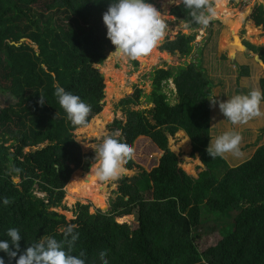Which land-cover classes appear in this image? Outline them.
Masks as SVG:
<instances>
[{"label": "trees", "instance_id": "1", "mask_svg": "<svg viewBox=\"0 0 264 264\" xmlns=\"http://www.w3.org/2000/svg\"><path fill=\"white\" fill-rule=\"evenodd\" d=\"M181 1L172 0L161 9L166 11ZM108 3L0 0V93L7 103L0 108V198L9 200L7 205L0 203V239H7L6 230L15 227L22 237L21 251L44 235L63 241L67 248L70 236L65 234L74 225L77 239L72 254L83 251L86 264H103L102 251L108 264H264V144L234 167L223 156L207 154L213 139L208 101L213 96L212 82L194 62L155 69L153 91L148 96L154 107L149 112H126L121 138L132 149L139 137L150 138L165 152L159 165L150 173L122 179L119 195L107 212L97 209L91 213L90 205L77 203L75 218L67 220L56 210L62 207L71 177L74 180L82 171L88 172L95 156L94 151H82L74 133L104 108L105 83L95 65H103L108 51H114L102 21ZM212 6L213 2L203 1L197 12L207 15ZM191 12L185 5L172 10L188 29L198 30L202 25L193 21ZM250 18L264 29V3L255 6ZM228 38L226 32L224 43ZM235 40L224 47L244 51L240 39ZM195 41L196 34H178L161 49L188 57ZM244 43L264 61L263 47ZM134 63L138 66V61ZM242 70L249 76V67ZM13 78L17 79L14 87L8 85ZM169 80L176 88V103L164 92ZM260 84L264 94V78ZM57 85L91 106L84 123L73 125L67 118L54 95ZM141 96L142 90L137 89L121 103L137 105ZM179 131L191 139L207 167L197 177L179 166L178 154L172 149L169 136ZM128 161L133 163L132 158ZM146 178L152 188L150 199L144 198L139 186ZM97 180L87 177L74 183L76 199L84 202L97 196L94 205L104 208L101 186L93 184ZM130 214L136 218L134 223L117 221L119 217L129 221L131 218L121 217ZM207 214L226 224L220 240L202 249L204 234L199 231ZM125 245L126 260L119 253ZM0 257L7 264L6 254L0 252Z\"/></svg>", "mask_w": 264, "mask_h": 264}, {"label": "rangeland", "instance_id": "2", "mask_svg": "<svg viewBox=\"0 0 264 264\" xmlns=\"http://www.w3.org/2000/svg\"><path fill=\"white\" fill-rule=\"evenodd\" d=\"M208 2H213V6L210 7L212 9L213 17L209 20V23L207 25H202L200 29L198 30H191L188 29L187 24L180 18V16H175L172 13V10L175 6H178L179 3L173 5L172 7L168 8V10L163 11L161 9L164 8L166 5L172 3V0H154L153 4L160 9L162 14L168 15V28L166 29V34L163 38V40H171L170 37H176L178 34H196V41H195V48L192 52V54L188 57H183L181 55H175L171 57H168L165 53L161 54L159 51H162V45L159 44L149 55L146 57L140 58V59H128L124 58L122 56H118L113 51H108L107 58L104 62V64L101 66V74L104 79L105 83V91L107 92V89L109 88V85L112 84L113 77L109 74L107 75L106 72H104L107 68L114 70L115 72L121 74L120 79L118 82V86H113V93L107 94L105 93V99H104V108L100 114L93 117L88 125L83 128H79L75 131L74 135L76 140L81 144L82 151L84 153H88L90 151H95L99 144L102 142V138L105 134H110L112 131L119 129L121 131V134L123 132V127L126 122V112L128 110L132 111H146L149 112L154 105L150 104L148 102V96L153 91V81H152V73L155 69L165 68L169 69L172 67H177L180 65H185L187 63H197L202 67L204 72L207 73V76L212 81V91L213 96L216 98H220L219 91L215 90V86L222 85L221 89L224 93L221 94V97L229 96L235 94H247L249 91L254 90L252 85L258 84V79L264 78V65L259 62L254 54L239 51L241 53L247 54V59H250L251 62H257L260 64V66L257 67V69L253 70V74H249L248 81L250 82L249 86L245 87V84L238 82H234L231 78L236 79L237 75H242L243 66H238L236 63H233L232 65L236 64L237 72L230 73L229 69L233 70L232 68H219L217 63V58L210 52V46L213 43H217V37H218V43L221 41V39L224 38V35L226 32H228V35H231L230 28L228 26H225L228 21V23L231 25L230 21H233L232 25L234 27L240 26L241 22H237V18H224L220 13H215L216 10V0H203ZM226 1V7L233 11L235 14L243 11L242 9L247 8L248 14L251 15L252 10L254 7L261 2L260 0H230L229 2ZM228 3V4H227ZM216 15V17L214 16ZM221 16V17H220ZM248 16V15H247ZM250 17V16H249ZM220 19L222 23L218 20ZM243 19V18H242ZM240 19V21L242 20ZM252 20V19H251ZM248 20V21H251ZM253 22V21H252ZM226 23V24H225ZM246 24H249V22L246 21ZM246 27V26H245ZM243 25L241 28H238V35L237 37L240 39V41L244 42H250L255 45V47H263L264 48V41H260L258 39H252L251 36H249L248 30ZM258 28L261 30V35L264 36V29L263 26H258ZM259 31V30H258ZM202 32H206V35H203ZM251 32V31H250ZM258 33V32H257ZM255 33V34H257ZM199 37V39H197ZM233 36V34H232ZM202 38V40H201ZM206 39L207 41L204 43L207 46V53L204 59L200 60L198 59L200 52H198V48L201 47V42L196 45V42L198 40L204 41ZM258 38V37H257ZM203 43V42H202ZM227 44V42H226ZM216 45V44H215ZM214 45V46H215ZM224 43L221 44L222 48H224ZM229 47V46H228ZM253 47V48H255ZM256 49V48H255ZM238 50L231 51V53H236ZM113 52V53H112ZM155 52L158 54L156 55ZM164 52V51H163ZM254 52V51H253ZM256 53V52H254ZM259 54V53H257ZM260 55V54H259ZM255 58V61H254ZM262 58V57H261ZM134 61H138V66L135 65ZM152 62V63H151ZM144 63V64H142ZM222 64V63H220ZM263 66H262V65ZM224 74L226 77H224ZM13 81L8 82L11 84L12 87H14V83L17 79L13 78ZM226 79V81H223ZM228 79V80H227ZM11 80V79H10ZM107 81V84H106ZM241 81V80H240ZM231 83V89L228 93L224 87L227 86V83ZM260 82V81H259ZM140 89L142 90V96L140 98V102L137 105L129 104V105H123L121 101L124 98H127L128 96H131L136 93V90ZM164 92L169 96L172 103L177 102L176 97V88L175 85L171 80H169L168 84L164 85ZM122 94H124L122 96ZM7 106L6 100L4 95L0 93V108H3ZM216 107L217 105L213 106L212 113L215 115L216 113ZM148 117H150L149 114H147ZM226 118L223 116V114L220 112V121L222 124L229 123L225 120ZM211 127L212 122H211ZM214 129L217 128V125L213 127ZM237 127L232 126V129H236ZM245 138L243 141H246L249 139V135L244 134ZM92 137V138H91ZM89 138V139H86ZM170 143L172 145V149L176 151L178 154V157L180 159V167L189 175L197 177L199 172L202 171L203 167L202 164L199 162L200 159V153L197 150H194L190 144V140L186 133L183 131H179L176 135L169 136ZM86 139V140H84ZM244 142H242L243 144ZM244 145V144H243ZM240 149V155L239 156H232L231 153L225 154L223 157L232 165L234 164H240L248 160V149L243 150L241 144L239 145ZM164 151H161L153 141L148 137H139L135 144L133 149V156L131 164L128 160L124 164L126 169L129 171H124L117 179L115 180H97V183H93L95 186H101V190H99V193L101 194V200L102 203H104V207L108 208V210L111 209L112 202L118 197L119 195V187L121 186V181L125 177H133L139 176L142 173H150L153 168L159 165L161 158L163 157ZM245 160V161H244ZM201 168V169H200ZM82 171V170H80ZM84 174L82 176L76 177L74 180H70V184L66 186V194L65 198L62 204V207L57 208L56 210L64 214L67 218V220L74 219V211L75 206L77 203H81L84 205H90V212L94 213L97 209H102L100 207L95 206L94 204H97L99 198L93 197L92 199H88L84 202H81L80 200L76 199L77 195V187L74 183H77L81 181L82 179H85L88 172L82 171ZM95 178L94 176H92ZM87 178V177H86ZM16 182H19L16 180ZM144 182V183H143ZM73 183V184H72ZM148 178H146L144 181L139 183L140 188L142 189V195L145 199L152 198V188H149L148 186ZM40 197H44V194H38ZM67 197L70 201H73L72 204H70V201L67 200ZM63 206L65 208H63ZM129 217L131 219L126 221H121L120 217L117 218V221L119 223H134L136 221V218L133 214L123 216ZM226 222L223 219H215L213 216H210L209 214L204 216L203 219V225L200 229V233L204 234L202 242L200 243V246L202 249H206L207 247L214 245L220 240L222 235V227L225 226ZM120 255L123 257L124 260L127 259V245L121 247L119 250Z\"/></svg>", "mask_w": 264, "mask_h": 264}, {"label": "clouds", "instance_id": "3", "mask_svg": "<svg viewBox=\"0 0 264 264\" xmlns=\"http://www.w3.org/2000/svg\"><path fill=\"white\" fill-rule=\"evenodd\" d=\"M182 2L185 7L192 9L190 14L195 23L207 25L212 19L211 8H208L207 15L204 11L197 12L202 8L203 0ZM167 17L168 15L162 14L151 0H109L107 10L102 14V21L106 26V38L114 45L113 52L124 58L140 59L152 53L163 40L168 28ZM54 95L73 125H80L86 121L91 106L80 96L66 91L59 85L55 86ZM40 98V102L44 103L43 98L41 96ZM262 100L264 94L258 90L232 95L226 101L211 96L208 99L211 105L218 104L225 120L232 125L244 123L251 117L259 115ZM121 135V131L116 129L103 136L102 142L94 151L93 163L86 177L94 176L101 181L115 180L124 172V164L132 158L133 149ZM241 139L238 130H225L214 139L210 138L207 154L211 158L228 153L239 156ZM86 177L81 181H85ZM0 203L7 205L9 200L3 197L0 198ZM74 228V225L69 226L65 234L70 236L67 248L63 241L44 235L34 243L28 244L23 251L20 248L22 237L19 230L15 227L8 228L7 239H0V252L8 257L7 264H12L13 261L15 264H86L83 251L78 255L72 254V243L77 239V234L73 232ZM100 256L103 264H108L103 251ZM0 264H6L4 257H0Z\"/></svg>", "mask_w": 264, "mask_h": 264}, {"label": "crops", "instance_id": "4", "mask_svg": "<svg viewBox=\"0 0 264 264\" xmlns=\"http://www.w3.org/2000/svg\"><path fill=\"white\" fill-rule=\"evenodd\" d=\"M169 1H171V0H169ZM229 1L230 0H228V2ZM261 2L264 3V1H261ZM214 16L216 17V15H214ZM249 16H250V14L247 13L246 16L241 20V25L237 26V27H234V25H232L233 21H230L231 25L228 23V21L226 22L227 24L230 25V32H231L230 33L231 35H228L229 38L226 39L227 43H235V41H233V39H234V37H237V35H238V31L237 30H238V28H241L242 25L244 27L246 26L245 28L248 30L249 36H251L253 39H254V37H256L255 39H258L260 41H264V36L261 35V33H262L261 30L259 28H256L258 26L254 22V20H251V18ZM218 20L222 23V21L220 19H218ZM248 20H251V21H248ZM246 21L249 22V24H246ZM254 26H256V27H254ZM250 27H251V29H258L259 30L258 33L257 34L251 33L250 32ZM202 34L206 35V32H204V33L202 32ZM232 34H233V36H232ZM199 37L200 36H198L197 39H199ZM201 40H202V38H201ZM201 40H198L196 42V45H198L201 42V45H199L201 47L198 48V52L202 51V53H200V55L198 57L199 60L204 59V57L206 56V53H207V49H206L207 46L204 44L207 40L206 39L204 40V38H203L204 41H201ZM223 43H224V38L221 39V41H219V43H218V37H217V43L216 42L213 43L210 46V50H209L210 54L212 53L217 58V63L216 64L218 66H220L219 68H225V69H227V67L228 68H232L235 71H232L231 69H229L230 73L238 74V72L236 71L237 70L236 64H237L238 66H243V67L247 66V67H249V69H250L249 70V74H250V72H251V74H253V70L257 69V67L260 66L259 63L251 62L250 59H247V54L246 53H241V52L237 51L236 53L233 54V56H231L232 55L231 48L230 47L228 48L227 46L222 48L221 44H223ZM241 43H242V41H241ZM225 45H226V42L224 43L223 46H225ZM243 50H244V52H249L246 49H243ZM223 56H225V58H223ZM259 59L260 58H258L257 60L259 61ZM254 61H255V58H254ZM220 63H222V64H220ZM233 63H236V64L232 65ZM224 77H226L225 74H224ZM246 77H248V76H245L244 73H243L242 75H237L236 79H234V78H231V79L234 82L235 81L236 82L239 81L242 84L244 83L245 87H247V86H249L250 82L248 81V78H246ZM260 80L258 79V84L255 83V85H252V87L254 88V90H258V91H260L262 93L261 84L259 82ZM223 81H226V79H224ZM226 83H227V86L224 87V89L229 93L232 84L229 83V82H226ZM221 86L222 85L215 86V90L219 91V95H220L219 100L220 101H226L229 96L227 97V96L224 95V97H221V94L224 93L222 91V89H221ZM212 93H213V91H212ZM212 108H213V105H212ZM214 125H217V128L214 129L212 127V137H213V139L217 135L222 133L223 131L228 130V129H232V126L237 127L236 129L240 132L241 138H242L240 144H241L243 150H246V149L249 150L248 151V153H249L248 155L249 156L247 158V159H249L250 157H252V155L254 154L256 149L259 146L264 144V101H262L260 106H259V115L253 116L250 119H248L247 121H245L244 123L237 124V125H232L231 123H226V124H222L221 123V121H220V110H219V107H218V104H217L215 115H213V113H212V126H214ZM244 134L249 135V139L246 140V141H243L244 138H245ZM242 142H244L243 143L244 145L242 144ZM190 144H191V140H190ZM237 165H239V164H234V165L230 164L231 167H234V166H237Z\"/></svg>", "mask_w": 264, "mask_h": 264}, {"label": "bare ground", "instance_id": "5", "mask_svg": "<svg viewBox=\"0 0 264 264\" xmlns=\"http://www.w3.org/2000/svg\"><path fill=\"white\" fill-rule=\"evenodd\" d=\"M215 13H217V14L218 13H220V14L222 13L221 15L224 16L227 19H230V18H233V17L234 18H237L236 21L237 22H241L240 19H242V18H244L246 16V14L248 13V9L247 8H244L243 11L235 14L233 11L229 10L226 7V1L225 0H216V10H215ZM250 31H251V33L255 34V33L258 32V29H251V27H250ZM235 39H236V37H234L233 41H236ZM240 47L242 49H244L243 42L240 44ZM155 54L158 55L156 52H155ZM104 72H106L107 75L110 74L113 77V80L114 81L112 82V84L109 85V88L107 89V92H109V94H112L113 93L112 87L113 86H118V82H119V79H120V75L121 74H119V73H117L114 70L109 69V68H107ZM124 169H125V167H124ZM125 170L127 172H129L127 169H125Z\"/></svg>", "mask_w": 264, "mask_h": 264}, {"label": "water", "instance_id": "6", "mask_svg": "<svg viewBox=\"0 0 264 264\" xmlns=\"http://www.w3.org/2000/svg\"><path fill=\"white\" fill-rule=\"evenodd\" d=\"M262 1V0H261ZM178 6H184V3L181 1V2H179V4H178ZM207 14H208V11H207ZM183 20V19H182ZM176 37H170V39L171 40H174ZM160 44L161 45H164L165 43H164V41L162 40L161 42H160ZM243 46L249 51L248 53H251V54H254V56L256 57V59H258V58H260L259 59V62H261L263 65H264V61L262 60V58H261V56L259 55V54H257V53H254L248 46H246L244 43H243ZM161 54H163V53H165V54H168L170 57L172 56L171 55V53H169V52H163V51H159ZM234 54V53H233ZM233 54L231 55V56H233ZM142 64H144V63H142ZM101 66L102 65H95V68H97V69H99V70H101ZM105 93L107 94V92L105 91ZM170 139V138H169ZM163 156H164V153H163ZM199 162L202 164V167L204 168V169H207V167L203 164V162L201 161V159H199ZM76 168V167H75ZM77 169H79V168H77ZM80 170V169H79ZM134 176H135V174H134ZM16 180H18V181H20V179H15V181ZM102 211H104V212H107L108 211V208H106V207H104V208H102L101 209Z\"/></svg>", "mask_w": 264, "mask_h": 264}, {"label": "flooded vegetation", "instance_id": "7", "mask_svg": "<svg viewBox=\"0 0 264 264\" xmlns=\"http://www.w3.org/2000/svg\"><path fill=\"white\" fill-rule=\"evenodd\" d=\"M254 8H255V7H254ZM253 11H254V9L252 10V13H253ZM252 13H251V14H252ZM163 41H164V43L166 42V40H163ZM162 46H163V45H162ZM162 51H163V50H162ZM164 52H165V51H164ZM191 146H192V144H191ZM192 148H193V147H192Z\"/></svg>", "mask_w": 264, "mask_h": 264}, {"label": "built area", "instance_id": "8", "mask_svg": "<svg viewBox=\"0 0 264 264\" xmlns=\"http://www.w3.org/2000/svg\"><path fill=\"white\" fill-rule=\"evenodd\" d=\"M172 81V80H171Z\"/></svg>", "mask_w": 264, "mask_h": 264}]
</instances>
